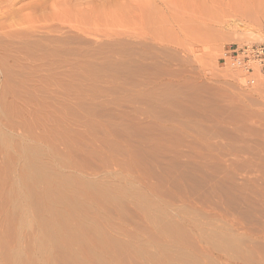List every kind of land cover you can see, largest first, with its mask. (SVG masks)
<instances>
[{"label": "rangeland", "instance_id": "374dc122", "mask_svg": "<svg viewBox=\"0 0 264 264\" xmlns=\"http://www.w3.org/2000/svg\"><path fill=\"white\" fill-rule=\"evenodd\" d=\"M263 39L264 0H0V116L3 96L18 121L38 111L56 150L79 165L64 172L146 191L166 220L181 226L183 244L200 264H264V72H248L227 55L232 46ZM1 130L13 139L25 132ZM213 152L229 170L215 174L233 171L242 186L231 204L224 184L214 188ZM19 163L6 172L8 183ZM247 199L261 205L247 219L256 229L248 237L241 215ZM125 204L122 216L109 210L107 234L118 243L146 242L136 232L149 221L134 201ZM0 218L1 237V210ZM24 233L19 243L9 239L10 247L26 248L32 233ZM131 253L129 264H152Z\"/></svg>", "mask_w": 264, "mask_h": 264}, {"label": "bare ground", "instance_id": "6f19581e", "mask_svg": "<svg viewBox=\"0 0 264 264\" xmlns=\"http://www.w3.org/2000/svg\"><path fill=\"white\" fill-rule=\"evenodd\" d=\"M4 3H6V2H4ZM41 48H43V47H41ZM45 49L43 48V50H45ZM30 52H32V50ZM35 57H36V55H35ZM57 62H58V60H57ZM81 63H82V61H81ZM42 64H44V63H42ZM102 69H103V67H102ZM109 76H112V75H109ZM77 85H79V84H77ZM18 86H19V84H18ZM32 88H33V86H32ZM12 92L14 93V91H12ZM16 93H17V91H16ZM61 94H62V92L60 93V95ZM63 96H61V97H63ZM3 98H4V96H3ZM3 98L1 99L2 100L1 101L2 102V110H1V116H0V118H1V121H0V155L2 153H4L5 158L4 157L3 158L6 159V161L4 160V162H2V163H4V164H2L3 166H1V164H0V198H1L0 210L2 213H4V219H2V220H4L3 221L4 227L6 228V230L4 229L5 232L2 233L3 235L0 237V261H1L0 263H2V264H127L128 263L129 264L128 260H129V257L131 256L129 253L133 252L134 254L133 253H131V254L135 255V257H138L139 260L144 259V261L145 260L149 261L152 264H200L199 261L196 259V257L193 256V254H191L186 249L189 247V244H183L184 243V232H183V229L180 228L181 226L178 227L175 223H172L171 221L166 220L165 211L163 210V208H161L160 205H158L156 203L155 199L153 197H151L146 191H140V190H135L134 188L132 189L129 187H125L124 185L123 186L120 185V183L116 185V183L114 184L111 181H97V180H92V179L87 180L84 177L79 176L80 174L76 175L74 173L70 174V173L64 172V169L69 168L70 166L77 168L76 171H78L79 165H77L78 164L77 162H76V164L73 163V161L71 160V157H70L71 155H68L67 153H66V155H62L63 153L61 154V153H59L60 151H57L58 148L56 147L55 144H53V140L56 142V139H55L56 136L54 135L53 130H51V128H48L50 126L45 124L46 121L40 120V116L38 119V117L36 116L38 111L35 113L32 112L33 114L31 113L30 114L31 116L29 115L31 118L29 116H27V117H29V119H26V122L24 121L25 119L24 120L22 119L23 121H18L21 119H17L16 115H13L12 113L9 112L8 106H7V108H6V106H4ZM29 100H31L30 103L33 102L31 104H35L33 99L30 98ZM43 101H45V100H42L41 101L42 103L40 104L42 106V108L47 106L46 101H45V103ZM64 101L65 100H63V102ZM47 103H48V107H50L49 104H53V102L51 103V101H50V103L49 102H47ZM59 113H61V112H59ZM72 115H73V113H72ZM97 115H99V114L97 113ZM201 115H203V114H201ZM202 118L204 119V116H201V119ZM51 119H52V117H51ZM56 119H57V117H56ZM58 119H59V117H58ZM48 123H49V121H48ZM86 123H88V122H86ZM2 125L5 126V128L7 127V128H9L15 132H16V130H19V129L24 130L25 132L23 133V136H22V138H24V139H22V138L21 139L20 138L19 139H13L12 137L8 136L7 134L4 133L5 131L1 130ZM43 125L45 126V129H41V130H43L42 132H40L41 134H38L37 132H36L37 133L36 134L35 133L36 128L39 129L40 126L42 127ZM91 127H92V124H91ZM197 127H199V126H197ZM199 128H202V127H199ZM199 128H197L195 130L200 131ZM223 128H224V126H223ZM57 132H59V131L57 130ZM201 132L202 131H200V133H198L197 135L201 134ZM218 133H220V131ZM204 134L205 133H202V135H204ZM12 135H13V132H12ZM230 137H231V135H230ZM61 138H62L61 139L62 144L64 143V145H65L67 143L68 145H70L69 143L71 141H69L63 137H61ZM201 139H203V137H201ZM25 140H27V141H25ZM88 140H86V141H88ZM104 140L106 141V139H104ZM28 141H30V143ZM31 141L35 144H31L32 143ZM160 141H162V140H160ZM112 142L113 141H111V143ZM41 143L45 144V147L43 145H41ZM59 143H60V141H59ZM130 144H131V142H130ZM201 144L202 143H200V145ZM200 145L198 147H200ZM215 146L216 145H214V147ZM56 148H57V150H56ZM216 148H218V147H216ZM223 148H220V149L223 150ZM220 149H219V151H218V149H216L217 152H219V153L222 152V150L220 151ZM213 150H215V149H213ZM216 150H215V152H216ZM234 151H236V150H234ZM239 152L241 153V151H239ZM139 155H140V153H139ZM18 156H19V158H18ZM224 157L226 158L227 156L224 155ZM212 158L213 159H211V160H213V161L215 160V164H214V162H212V166H211L212 168L215 169L213 172V175L215 174V172L218 174L220 169H222V172L224 170L229 171L224 166L225 164H223L222 168H221V165L219 162V154H215L213 152ZM220 161H223V159H221ZM18 162H20L19 163V169H18L19 171L17 174L18 177L16 178V180L14 182L10 181V183H8V181L6 179L7 178L6 172L8 170H10L14 166L15 163L18 164ZM229 166H231V165H229ZM81 170L82 169H80V171ZM220 173H221V171H220ZM226 173L223 174L222 177L217 176V174H215L216 177H215V175L213 176V177H215L213 184H214V188L218 187L217 184H221L222 187H223V184L225 185L224 190L226 191V194H227L226 201L228 200L227 201L228 204H231V202H234L235 196L238 197V195H234V194H236L235 192L237 190H240L242 186L240 187V185L237 184V185H239V187H240L239 188L235 184L236 182L232 181L235 178H237L235 175L236 174L235 172L230 171L229 173H227L228 175ZM5 175H6V177H5ZM6 184H7V187H6ZM238 192L242 193V189ZM241 196L242 195H240V198H241ZM246 198H249V196ZM246 198L244 195L243 201H246L245 200ZM251 199H253V198H251ZM127 200H129V201L131 200V201L135 202L138 213H140V215L142 214L149 221V223L151 225L149 228L146 227V229H143V230L141 229V230H138V232H136L137 233L136 236H138V234H140V233H143V234L145 233V235H147L146 236V242H144V243L140 242L139 240H136V243H133V242L118 243L117 240L115 241V239L110 238L111 236H109L106 232L105 227L108 226L111 222L110 221V219H111L110 211L113 210L111 208H114L118 211L119 214H116V215L122 216V215H124L123 213H126V212L122 211V208L125 207L124 205H126L125 202ZM256 200L259 202L260 199L257 198ZM248 201L249 202H246L247 204H245V202L243 203V205L245 204L246 206L244 208L245 210L242 211L243 213H241V215L243 214L242 216L244 218H246L245 219L246 222L244 223V225H245V232H246L247 237L251 233L250 230L252 231V234H255L256 229L253 228V230H252L251 226L248 223H249V221L252 220L251 219L252 215L259 212L258 207H259V209H261L260 208L261 205H259V206L256 205V207H255L254 205L256 203H253L252 200H248ZM250 201L252 202L251 203L252 205L254 204L253 205L254 207H252V205H249ZM254 202H256V201L254 200ZM116 210H114V211L117 212ZM121 213H122V215H121ZM253 217H255V216H253ZM249 218L251 220L248 221L247 219H249ZM257 218H259V217H257ZM120 219H122V218H120ZM130 223L132 224L131 221H130ZM1 224H2V222H1ZM138 229H139V227H138ZM27 231H30L32 233V235L30 236L31 239H30L29 243L27 242L28 245H26V248H24V249L18 248L19 246L16 247V244H15V247H10L9 242H8L9 239L14 240V242H16V243H19L22 240L21 239L22 233L25 232L27 234ZM124 232H126V231H124ZM258 232H260V231H257L256 233H258ZM131 237L132 236H130V238ZM212 237L216 239L217 236H212ZM135 239H136V237H135ZM119 241H121V240H119ZM24 242H26V241H24ZM189 242H190V240H189ZM12 245H13V243H12ZM151 245L156 247V249H157L156 253L150 252L149 247ZM183 245H184V247H183ZM39 255L41 257L40 260L37 259V257H39ZM127 255L129 256L128 258H126ZM248 259L249 258H247V260ZM255 259H257V258L255 257ZM126 260H127V263L125 262ZM241 260H243V259H241ZM141 264H145V263L142 262ZM259 264H261V262Z\"/></svg>", "mask_w": 264, "mask_h": 264}, {"label": "built area", "instance_id": "2783aa9c", "mask_svg": "<svg viewBox=\"0 0 264 264\" xmlns=\"http://www.w3.org/2000/svg\"><path fill=\"white\" fill-rule=\"evenodd\" d=\"M227 55L234 65L248 72L255 69L264 72V39L260 43L232 46Z\"/></svg>", "mask_w": 264, "mask_h": 264}]
</instances>
